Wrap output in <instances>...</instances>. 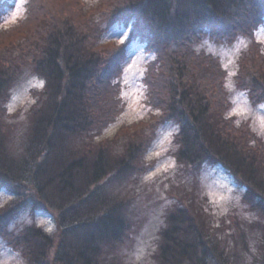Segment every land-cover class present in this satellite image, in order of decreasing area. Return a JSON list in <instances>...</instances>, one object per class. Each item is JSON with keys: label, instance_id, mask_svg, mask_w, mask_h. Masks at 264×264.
I'll list each match as a JSON object with an SVG mask.
<instances>
[{"label": "trees", "instance_id": "trees-1", "mask_svg": "<svg viewBox=\"0 0 264 264\" xmlns=\"http://www.w3.org/2000/svg\"><path fill=\"white\" fill-rule=\"evenodd\" d=\"M26 2V13L40 4ZM102 2L98 11L83 15V22L62 17L43 27V18H36L24 33L26 48L18 45L24 51L17 61L13 47L0 48L5 51L0 56V184L22 198L29 192L34 207L45 206L55 216L52 231L30 224L19 234L8 232V211L16 202L11 199L0 207V235L18 246L24 264H123L119 250L131 233V202L109 185L123 186L141 170L139 158L155 128L169 121L178 125L173 134L178 161L195 169L204 162L222 163L244 186L243 203L256 217L231 216L227 226L232 231L222 236L220 224L202 208L178 198L165 210L150 264H264V143L228 113L226 70L219 60L194 47L204 35L232 39L253 33L264 22V0ZM10 4L0 0V18ZM75 5L84 11L87 0ZM113 26L128 30L123 44L104 39ZM12 28L0 26V37ZM135 40L152 54L143 76L146 102L161 113L147 126L149 132L135 126L112 149V141L122 135L110 139L102 133L123 107L117 72L126 44ZM251 45L239 56L235 84L260 103L264 50L260 42ZM26 55L43 84L34 88L22 136L13 144L16 125L4 114ZM247 229L256 241L252 248Z\"/></svg>", "mask_w": 264, "mask_h": 264}, {"label": "rangeland", "instance_id": "rangeland-1", "mask_svg": "<svg viewBox=\"0 0 264 264\" xmlns=\"http://www.w3.org/2000/svg\"><path fill=\"white\" fill-rule=\"evenodd\" d=\"M35 1L40 4L38 6L33 4L31 11L26 13V0H10V6L0 18V26L8 29L13 27L10 32L8 31L9 33L1 35L0 48L11 50L13 47L16 61L19 58L18 55L24 51L21 46L24 48L27 46L26 35L36 24V18H43V27L62 17L83 22V15L91 14L90 9L98 11L103 7L102 0H100L101 2L87 0V8L84 11L77 9L75 0ZM25 17V20L29 19L30 21L25 22L23 20ZM127 36L128 30L113 26L107 30L104 39H112L117 44L121 37L125 42ZM252 40L260 42V46L264 50V22L255 28L253 33L246 36L236 35L232 39H217L204 35L194 47L197 51L210 53L219 60L221 66L226 70L225 88L228 90L231 101L228 113L235 118L237 125L247 126L250 131L255 132L261 138V143H264V101L254 103L249 100L247 91L238 88L235 84L239 56L249 46H252ZM107 49H111V47L108 46ZM4 52L3 50L0 56ZM124 52L120 70L117 72L116 83L123 107L102 133V136L110 139L114 134L122 135L120 141H112V149H116L125 139L124 137H127L126 134L136 129L135 126H139V129L147 128L146 130L149 132L150 128L147 126L152 124L155 116L161 113L160 110L146 102L147 94L143 76L152 54L144 51L143 42L137 40L127 43ZM26 57L22 73L9 88L10 95L6 102L8 114H4L6 120H10L16 125L15 130L11 131L13 144L17 143L22 136V126H25L29 108L35 101L32 95L33 90L35 87L40 88L43 84V80L36 74L27 55ZM121 127L126 129L122 133ZM177 129L178 125L169 121L158 125L152 140L146 146L145 154L139 158V169L141 170L125 180L123 186L119 183L109 185L112 193H117L120 198L129 197L131 202L127 212L128 219L132 224L131 233L127 243L119 250L123 264H150L151 253L157 245V232L164 224L165 210L171 204L178 203V198L185 199L187 197L190 207L202 208L214 223L220 224L219 228L222 229L218 230V233L222 236L228 235L232 231L231 227L227 226L230 224L231 216L250 221L255 220L256 216L243 203L241 197L244 186L240 185L237 176L226 166L222 163L204 162L195 169L178 161L174 154L178 143L173 136ZM82 142L83 140L80 139L76 141L75 145L77 146V143L80 145ZM31 197L30 193L26 192V197L22 198L8 186L4 187L0 184V207L11 199L15 198L16 201L10 205L12 209L8 211L10 218L6 228L8 232L19 234V231L24 229L23 227L30 224L43 227L47 231H52L54 228L55 216H53V212L42 205L34 207ZM7 207L9 208V206ZM0 219L1 223L2 218ZM223 223L226 224L221 226ZM244 234L248 240L247 244L252 248L253 242H256L251 239L253 233L247 229ZM15 245L2 234L0 235V264H24L22 254L20 250H17L18 246L15 248Z\"/></svg>", "mask_w": 264, "mask_h": 264}, {"label": "snow or ice", "instance_id": "snow-or-ice-1", "mask_svg": "<svg viewBox=\"0 0 264 264\" xmlns=\"http://www.w3.org/2000/svg\"><path fill=\"white\" fill-rule=\"evenodd\" d=\"M124 35L126 36L127 33L125 32ZM123 43H124V40H123V37H121V39L117 41V44L119 45V44H123Z\"/></svg>", "mask_w": 264, "mask_h": 264}]
</instances>
